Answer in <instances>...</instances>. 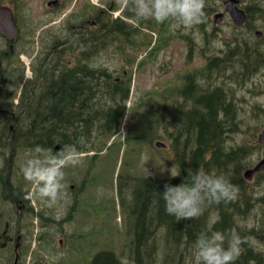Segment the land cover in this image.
<instances>
[{"label":"rangeland","instance_id":"1","mask_svg":"<svg viewBox=\"0 0 264 264\" xmlns=\"http://www.w3.org/2000/svg\"><path fill=\"white\" fill-rule=\"evenodd\" d=\"M3 1L8 7L12 3L20 34L19 40L13 46L14 55L8 53L5 58L6 67L11 58V67L7 68H10L13 73L10 76L12 82L7 84V89L16 88V92H19L23 81L29 80L27 78L31 76V72L27 73L26 65L30 71L36 65L37 58L44 51L51 37L58 36L60 11L58 8L49 10L46 7V0H21L18 3L16 0ZM258 2L264 9V0ZM258 15H256L255 30L260 31L263 38L257 45H260L264 52V11L260 10ZM222 30L223 33L218 40H211L209 45H206V53L209 57L221 49L226 48L225 52L228 51L227 39L235 34L230 26H225ZM178 31L182 29L178 27ZM180 34L179 32L178 35ZM239 40L241 44L244 42L243 39ZM245 40L254 45L257 40L254 31L250 33V36L245 37ZM177 45L184 46L180 41ZM229 45L233 44L229 43ZM7 47L5 39L0 36V51ZM183 50H179L171 58L158 55L151 58L145 57L141 67L136 69L139 70L136 71L137 74H132V69V75L121 77L125 81L131 80V91L125 106L126 119L111 139H115V143L96 156L95 161L91 162L81 156L80 163L74 166L77 169V176L74 177L72 174L64 177L62 191H66V194L62 193V196L64 195L66 201H69L70 197H75L68 193L69 184L73 183L74 190L78 191L76 198L79 203L74 213L76 219L69 224L70 217L64 218L63 214H58V211L52 212V210L50 214L45 213V206L42 203L45 198L35 192L33 207L42 217L29 218V230L23 228L24 244L20 251L22 264H83L90 261L91 255L101 250L112 251L117 258L125 262L128 250L126 243L130 242V231L133 230L135 223V219L133 220L130 216V210L132 207L137 210L140 206L138 203L134 205L132 195H137L139 191H142L143 196L140 198L142 200L146 191V186L141 183L136 184L135 180L147 177L159 183L164 182L166 176L170 175L168 171L171 170V166L175 165L173 163L174 153L167 141L168 121L161 119V108L158 107L157 102L152 107L148 104L152 103V100L164 102L163 97H166V107H173V102L170 100L173 96L171 88L162 87V91H156L155 85H174L184 76V73H187V68L201 65L199 58L191 66L187 65ZM105 62L108 67L112 68V62L115 61L111 59H99L98 61L101 64ZM234 65L239 64L237 62ZM231 67L232 69L220 76L212 75L209 80L214 83L206 86V89L222 88L228 100L234 104L237 127L235 133L226 136V145L234 147L246 143L250 153L248 162L252 167L264 157V147L257 143V135L264 128V67L253 74L250 73L248 77L243 76L247 72L243 71L241 64V72L239 67L234 68L233 65ZM148 100L151 101L148 102ZM189 107L185 106V108ZM125 137L126 140L123 141ZM119 142H121L120 145ZM156 142L164 143L166 146L156 149L154 147ZM93 152L95 153V150ZM94 153H90L87 157H91ZM26 155L25 151L17 154L14 163L18 169L27 157ZM90 164H94L92 169H89ZM84 179L87 184H90L86 185L85 190L82 188ZM119 179L122 185L120 196H118ZM258 184L256 181L248 183L246 190L259 195L263 194L264 186L261 183ZM124 191L126 198L123 196ZM3 212H6L5 215H10V210L4 206ZM67 218H69L68 221ZM252 218H256L253 213ZM252 218L245 222L240 220L237 224L239 227L245 225L249 228L255 224ZM40 220L45 224V228H41ZM254 247L259 248L260 246L255 242ZM191 250L192 248L184 256L185 264H191ZM158 254L161 255L159 249ZM160 255H158V262L161 259Z\"/></svg>","mask_w":264,"mask_h":264},{"label":"trees","instance_id":"2","mask_svg":"<svg viewBox=\"0 0 264 264\" xmlns=\"http://www.w3.org/2000/svg\"><path fill=\"white\" fill-rule=\"evenodd\" d=\"M18 2L21 0H17ZM261 41L262 39L256 41L254 45L242 44L240 63L243 71L247 72L243 74L244 77L264 67V52L257 45ZM47 44L32 68L33 79L26 82L19 91L18 114L22 115L23 120L18 122V130L25 135L19 138L18 146L22 144L32 149L37 144L55 147L65 142L74 143L82 138L83 143L78 147L82 152L95 150L96 155L92 157L95 161L96 156L115 143L113 141L108 145L125 117L128 90H123L120 85L110 89L102 87L111 83L112 76L105 79L100 68H97L94 78H81L82 82L96 83V90L84 89L81 82L78 83L80 88H74L77 77L59 72L57 36H52ZM10 60L7 67H11ZM65 79L66 84L72 87H60ZM222 90L219 87L204 93L203 97L201 94L189 108H163L161 119H166L169 126L168 146L174 153L175 170L181 171V175L175 178L168 175L160 183L147 177L137 178L136 184H144L146 191L142 200V191L132 195L134 205L138 203L140 206L137 210L135 207L130 210L135 223L130 231V242L126 243L128 250L125 262L112 251L102 250L91 256L88 264H185L184 256L192 248L196 234L200 231L225 229L235 231L241 237L240 252L234 264H264V193L259 195L246 190L247 183L242 173L250 167L249 146L246 143L234 147L226 145V136L236 132V108ZM194 92L197 93L196 88ZM29 114L33 123L31 136L26 119ZM74 118L81 122V136L62 139L61 134L66 131V127L75 126L71 123ZM93 166L94 164H90L89 169ZM186 168H202L223 174L236 186L235 198L227 203H207L199 217L177 220L167 214L163 200L157 193L164 190L166 183H180ZM120 179L118 196L122 190ZM254 181L257 185L261 183L264 186V173L256 174ZM123 196L125 197V191ZM252 213L256 218H252ZM249 218L254 220V225L249 228L245 225L238 226V221L245 222ZM255 242L259 244V248L254 247ZM158 249L161 255L158 254ZM158 255L161 256L159 262Z\"/></svg>","mask_w":264,"mask_h":264},{"label":"flooded vegetation","instance_id":"3","mask_svg":"<svg viewBox=\"0 0 264 264\" xmlns=\"http://www.w3.org/2000/svg\"><path fill=\"white\" fill-rule=\"evenodd\" d=\"M58 1L60 24L56 49L60 59L59 72L67 76L75 75L77 83L73 87L76 89L81 87L80 84H83L84 89L96 90L98 88L96 83L88 84L82 82L81 78H90L91 76L94 78L97 68L101 69L105 79L107 76H112L111 83L104 84L102 87L110 89L120 85L123 90H129V80L125 81L121 77L137 74L139 70L136 69L141 67L145 57L151 58L158 55L171 58L179 50L184 49L187 65L191 66L199 58L201 65L187 68V73H184V76L174 85H155L156 91H162V87L171 88L173 96L170 97V100L173 102V107L191 106L195 100L201 97V94L202 97L204 93L207 94L209 90L206 89V86H211L214 83L209 80L211 77L208 75L220 76L232 69V65L234 68L239 67L241 72V47L243 43L248 44L245 37L250 36L252 31H254V36H257V32L255 33L256 15L262 8L259 5V0H244L242 4L236 3L235 7L244 12L247 20L244 25L236 26L230 13L225 11L227 0H205V22L188 29L179 27L182 31H178V27L173 26L172 19L156 22L149 18L134 23L129 18L131 14L127 11V0ZM0 5L6 6L3 0H0ZM9 7L12 9V3ZM114 12L117 13L114 14ZM225 26H230L235 34L232 38L227 39L233 45L228 43L227 52H225L226 48L221 49L209 57L206 53V45H209L211 40H218L223 33L222 28ZM179 32L180 35H178ZM261 36L256 38L261 39L263 37ZM1 37L3 36L1 35ZM239 39H243L244 42L241 44ZM178 41L184 46H178ZM5 44L8 46L7 49L0 51V264H22L20 251L24 244L23 228L29 230V218L42 217V215H38V211L33 207L34 188L30 182L23 178L14 163L20 152L25 151L27 157L33 155V152L30 147L22 146V144L18 146L19 138L25 135L18 130V122L23 120V117L18 114L20 112L18 111L19 99L16 97V88L7 89V84L12 82L10 76L13 73L10 68L4 65L8 53H14V45L10 46L6 40ZM99 59H111L115 62H112V68H110L106 62L98 63ZM237 62L239 65H234ZM66 81L67 79L60 84V87H72V85L66 84ZM194 88L197 93L194 92ZM163 98L164 102L152 100L153 102L148 106H155L156 102L160 107L166 105V97ZM78 104L79 102L75 104L76 107ZM31 109L32 107L29 110ZM26 119L29 136H31L33 125L31 114L27 115ZM71 123H74L75 126L66 127V131L61 134L62 139H76L75 137L81 136V122L74 118ZM89 154L90 152H86L83 155ZM65 172L66 175L77 176V169L74 166H67ZM14 179L18 181L16 182ZM68 191L70 195L75 196L70 197L69 201L64 198L66 191H62L64 195L56 201L50 204L48 198L45 197L42 203L45 206V213L50 214L52 210V212L58 211V214H63L64 218L70 217V220L67 218L70 224L76 219L74 213H76L79 202L76 198L78 191L74 190L73 183L69 184ZM29 192H32L31 196L27 195ZM3 206L10 210V215H5ZM40 221L42 222V220ZM41 228H45L43 222Z\"/></svg>","mask_w":264,"mask_h":264},{"label":"clouds","instance_id":"4","mask_svg":"<svg viewBox=\"0 0 264 264\" xmlns=\"http://www.w3.org/2000/svg\"><path fill=\"white\" fill-rule=\"evenodd\" d=\"M205 0H127L130 19L139 23L145 19L163 22L174 21V27L188 29L205 22ZM74 143H61L59 150L53 146L35 145L20 166V174L30 182L35 192L42 198L54 202L62 196L65 169L76 166L84 154ZM172 165L170 177L181 175ZM185 175L178 184L166 183L164 190L157 193L163 200L164 210L177 220L199 217L207 203L221 201L227 203L235 198L236 186L223 174L205 171L202 168H186ZM27 195L31 196L32 192ZM241 237L235 231H200L196 234L191 250V264H234L239 255Z\"/></svg>","mask_w":264,"mask_h":264},{"label":"water","instance_id":"5","mask_svg":"<svg viewBox=\"0 0 264 264\" xmlns=\"http://www.w3.org/2000/svg\"><path fill=\"white\" fill-rule=\"evenodd\" d=\"M244 0H227L225 2V11H228L231 15L233 23L236 26H241L245 23L246 17L243 11L238 10L235 7V4H242ZM59 5L58 0H51L47 3V6L51 9L57 8ZM0 33L3 37H5L8 41L13 43L18 36V30L15 26V20L13 17L12 11L6 7L0 5ZM257 36H260V33H257ZM257 141L259 143L264 144V128L261 130L260 134L257 137ZM60 146H56L55 149H58ZM156 148L164 147L162 143H155ZM264 172V159L260 160L255 164L254 167L244 171L243 177L246 181H251L255 174Z\"/></svg>","mask_w":264,"mask_h":264}]
</instances>
